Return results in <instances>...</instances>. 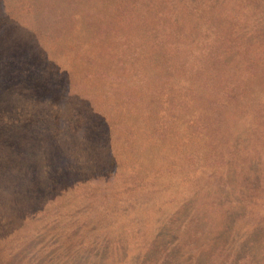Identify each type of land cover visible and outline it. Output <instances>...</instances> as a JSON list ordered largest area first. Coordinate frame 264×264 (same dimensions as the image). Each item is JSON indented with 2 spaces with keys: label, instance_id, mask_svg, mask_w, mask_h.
Masks as SVG:
<instances>
[{
  "label": "rangeland",
  "instance_id": "1",
  "mask_svg": "<svg viewBox=\"0 0 264 264\" xmlns=\"http://www.w3.org/2000/svg\"><path fill=\"white\" fill-rule=\"evenodd\" d=\"M1 41L0 264H264V0H0Z\"/></svg>",
  "mask_w": 264,
  "mask_h": 264
},
{
  "label": "trees",
  "instance_id": "2",
  "mask_svg": "<svg viewBox=\"0 0 264 264\" xmlns=\"http://www.w3.org/2000/svg\"><path fill=\"white\" fill-rule=\"evenodd\" d=\"M8 45H10L9 43H7V41H1L0 42V53H5V51L4 50H9V49H11V47H7ZM6 48V49H5ZM30 47H27V50H29V54L27 53L26 54V56H24V57H22V59H27V58H30V55L31 56H33L32 54L34 53V52H32L31 51V49H29ZM4 58H7V55H5L4 56ZM14 58H17V57H14ZM49 59H51V56H49ZM10 76H11V80H12V70H11V74H10ZM50 77L52 78L53 76L52 75H50ZM2 78V76H0V79ZM49 80H51V79H49ZM0 87H1V85H0ZM23 88V91H26L27 90V88L26 87H22ZM14 95V94H13ZM12 96V95H11ZM22 97H26V95H24V94H22ZM41 97H45L44 99H41L42 101H40L41 103H43L44 101L45 102H49V101H51L52 99H53V97H51V95L50 94H48V95H45V94H43L42 96H39V97H36V98H41ZM57 97V96H56ZM56 97H54V100H56ZM5 112H7V110H4L2 107H0V118H2V116L4 115V113ZM45 113H47V112H45Z\"/></svg>",
  "mask_w": 264,
  "mask_h": 264
}]
</instances>
